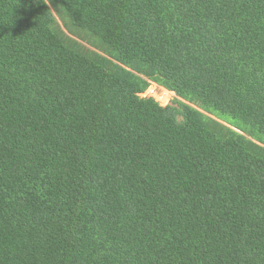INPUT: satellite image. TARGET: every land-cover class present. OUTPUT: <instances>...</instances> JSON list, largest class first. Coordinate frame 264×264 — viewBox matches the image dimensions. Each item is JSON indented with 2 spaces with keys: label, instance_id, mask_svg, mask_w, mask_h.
<instances>
[{
  "label": "trees",
  "instance_id": "trees-1",
  "mask_svg": "<svg viewBox=\"0 0 264 264\" xmlns=\"http://www.w3.org/2000/svg\"><path fill=\"white\" fill-rule=\"evenodd\" d=\"M0 264H264V0H0Z\"/></svg>",
  "mask_w": 264,
  "mask_h": 264
},
{
  "label": "rangeland",
  "instance_id": "rangeland-1",
  "mask_svg": "<svg viewBox=\"0 0 264 264\" xmlns=\"http://www.w3.org/2000/svg\"><path fill=\"white\" fill-rule=\"evenodd\" d=\"M90 42V41H88ZM93 43V42H90ZM87 49H93L91 45L86 44ZM141 97H152L157 102H159L161 105L165 106L168 104L173 103V99L176 98L174 93H168L165 91L164 88L156 85L155 83H151L150 87L147 89V91L143 94H141Z\"/></svg>",
  "mask_w": 264,
  "mask_h": 264
}]
</instances>
